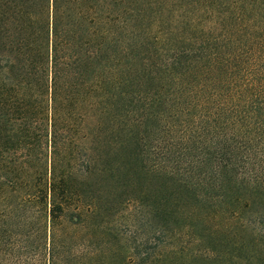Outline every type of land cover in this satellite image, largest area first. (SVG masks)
Wrapping results in <instances>:
<instances>
[{
  "label": "trees",
  "instance_id": "trees-1",
  "mask_svg": "<svg viewBox=\"0 0 264 264\" xmlns=\"http://www.w3.org/2000/svg\"><path fill=\"white\" fill-rule=\"evenodd\" d=\"M101 263L264 264V0H0V264Z\"/></svg>",
  "mask_w": 264,
  "mask_h": 264
},
{
  "label": "rangeland",
  "instance_id": "rangeland-1",
  "mask_svg": "<svg viewBox=\"0 0 264 264\" xmlns=\"http://www.w3.org/2000/svg\"><path fill=\"white\" fill-rule=\"evenodd\" d=\"M78 248H79V251L81 250V249H83V247L80 245V246H78ZM94 250H95V248H93ZM92 250V249H91ZM90 250V251H91ZM102 251H101V249L100 250H95V253L96 254H98V256L100 257V254H103V252L101 253ZM105 254H106V252H104ZM102 264V263H101Z\"/></svg>",
  "mask_w": 264,
  "mask_h": 264
}]
</instances>
